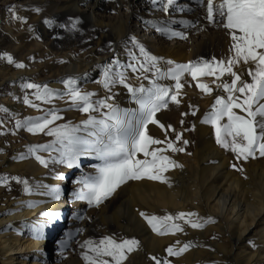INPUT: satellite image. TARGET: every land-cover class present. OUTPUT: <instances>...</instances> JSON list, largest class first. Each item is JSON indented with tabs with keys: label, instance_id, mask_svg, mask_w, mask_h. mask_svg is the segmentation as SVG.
I'll use <instances>...</instances> for the list:
<instances>
[{
	"label": "bare ground",
	"instance_id": "6f19581e",
	"mask_svg": "<svg viewBox=\"0 0 264 264\" xmlns=\"http://www.w3.org/2000/svg\"><path fill=\"white\" fill-rule=\"evenodd\" d=\"M18 5V16L31 19V26L25 28L24 22L17 20L12 23V32L36 31L41 40H35L32 47L47 58L42 68L36 65L18 71L15 68L13 71L3 69L6 65L3 61L0 85L8 83L13 91L12 97L5 92L1 101L11 104L10 109L16 117L21 112L37 111L22 105L21 90L26 88L25 84L45 82L51 89L64 93L66 86L62 81L75 78L76 83L87 82L93 74H103L105 66L112 64L113 60L127 65L129 51L140 55L139 48L133 45V37L149 53L163 58L160 66L164 69L168 68L166 62L169 60L185 64L189 61H212L213 57L226 60L231 54L232 41L227 30L209 24L204 7L196 0H177V6L169 13L153 6L151 0H19ZM184 5L192 10L179 11V6ZM181 20L192 21V25L185 26L179 23ZM73 21L76 22L75 29L72 28ZM157 27L183 32L184 38L162 35L156 31ZM52 50L57 52H50ZM89 68L88 74L82 77ZM236 70L243 74L245 80L250 79L246 78V66L241 65ZM131 76L128 81L133 85L141 81L146 87L150 85L152 75L147 80ZM213 79L202 77L196 81L188 77L185 80L182 93L195 99L191 103L195 114L191 112L177 127L181 140L173 139L172 132L169 139L166 138L175 144L188 141L185 147L175 145L183 151L171 152L172 161L178 166H172L164 173L169 183L147 178L129 180L99 206L90 207L86 201L77 200L72 186L79 188L81 185L75 180L67 181L66 177L69 173L78 178L94 175L95 169L90 162L101 163L99 158L82 156L79 166L69 169L62 168L60 163L51 159L53 156L58 158L56 152L38 150L36 155L48 161L45 167L29 153V146L48 144L55 138L22 130L21 140L15 145V154L12 159L5 160L3 169L13 173L14 177L27 180L31 191L25 192L24 185L14 180L0 189V201L8 203V209L0 217V264H86L82 257L85 249L80 246L84 240L98 242L104 236H112L118 241L134 239V233L139 247L127 253L122 264H155L153 256L171 261L174 256L169 257L165 251L169 246L179 247L191 239L206 242L209 234L215 231L229 242L227 247L226 244L221 245L220 240L219 243L210 241L213 258L224 260L226 264H264V157L257 154L255 159H237L234 153L217 144L213 127L202 123L215 97L224 95L212 84ZM198 82L212 85L213 93H203L196 87ZM112 89L115 96L111 100L115 102L111 103L120 108L122 105L138 108L122 85L117 84ZM40 103L44 108L50 106V103ZM60 109L64 112L53 126L79 125L88 118L77 108L61 106ZM41 114L45 111H40ZM100 115L96 116L100 118ZM69 182L72 184L68 185ZM15 184H20L16 196L13 195ZM55 189H59L58 200L49 194ZM142 212L148 216L193 212L197 217L192 219L200 218L202 221L211 217L212 221L204 228L194 229L183 220H177L174 222L181 224L183 232L158 235L141 215ZM45 213L56 214V218L51 219ZM68 234H71L70 239ZM253 237H256L253 243L259 249L250 251L243 248ZM52 240L55 250L49 256L46 251ZM64 240L68 241L66 247L61 244ZM177 241L179 245H176ZM194 252L205 253L197 249L190 254ZM185 256L190 258L189 254ZM223 262L216 264H225Z\"/></svg>",
	"mask_w": 264,
	"mask_h": 264
},
{
	"label": "snow or ice",
	"instance_id": "6c2138e0",
	"mask_svg": "<svg viewBox=\"0 0 264 264\" xmlns=\"http://www.w3.org/2000/svg\"><path fill=\"white\" fill-rule=\"evenodd\" d=\"M151 3L153 6H159V9L165 13H169L177 6V0H151ZM196 3L204 7L205 19L209 24L227 30L232 41L229 48L231 54L226 60H216L213 57L212 61H189L185 64L169 60L166 63L170 66L164 69L160 66L163 58L149 53L133 37V45L139 48L143 58L129 51L133 63L120 65L118 60H113L112 64L105 66L100 83L109 92L113 86L122 85L130 94L131 100L138 105L136 109H122L115 103H109L108 101L112 99L111 95L93 100L95 93L82 91L77 86L76 80L72 78L62 81L66 86L64 93L49 88L47 84L24 85L28 89L35 90L32 95L36 101L51 103L55 97H66L70 107L89 113L88 118L79 125L53 126V122L60 119L55 108L46 110L45 115L39 117L15 121L17 128L24 127L30 133H45L55 138L48 144L29 146V153L35 155V159L45 167L48 166V161L36 155L38 150L56 152L58 158L53 156L51 159L69 169L78 167L82 156L94 155L99 158L101 163L95 165V174L84 176L77 181L81 185L74 193L77 200L86 201L90 207L99 206L120 185L129 180L147 178L169 183L164 173L169 166L178 165L164 154L166 149L153 147L165 141L149 135L148 125H159L164 129L165 126L156 118L157 113L167 109L169 101L180 104V96L185 87L183 81L185 75H190L192 80L197 81L202 77H213L212 84L227 94L215 97L210 110L202 120V123L213 127L217 144L230 150L237 159H255L257 154L259 157H264V0H196ZM186 10L192 9L187 5L179 6V11ZM10 11L13 19L24 22L25 18L18 16L14 9ZM179 23L185 26L192 25V21L188 20H181ZM72 28H76L75 21L72 22ZM156 31L165 36L184 38L183 32L174 31L170 27H157ZM0 58H6L8 63L14 64L17 68L25 67L22 62L15 61L8 53L0 54ZM241 65L247 67L246 74L249 80H245L242 73L234 70ZM114 66L118 70L113 71ZM121 68H130L133 73L138 72L137 79L141 77L150 79L147 73H152L150 85L146 87L141 83L139 86H134L128 82L126 71L119 70ZM225 74L231 77L230 83L226 81L217 83ZM160 80H172L174 85L159 83ZM196 87L205 94H212L214 91L208 83L198 82ZM24 103L33 108L40 107L27 95ZM0 111L7 113L8 109L0 106ZM96 112L101 114L100 118L92 115ZM181 139V134L176 133V140ZM183 143L187 144L188 141L185 140ZM167 150L176 152L183 151V148H178L174 142L167 141ZM139 154L144 158H139ZM9 179L22 183L25 192L31 191L27 180L19 177L0 176V184L7 187ZM49 194L53 195L54 199L60 198L59 189ZM45 215H49L51 219L56 218V214L45 213ZM141 215L158 235L183 232L184 228L181 224L174 222L177 220H183L194 229L202 228L212 221L211 217L202 221L200 218L192 219L197 217L193 212H181L175 216L171 214L148 216L143 212ZM68 238H71V234H68ZM67 242V240L62 241V247H66ZM138 243L135 239L118 241L112 236H104L98 242L91 239L84 240L80 246L85 249L82 257L86 264H122L127 258L126 254L138 247ZM179 244L180 242L177 241L176 245ZM190 246L191 242H187L179 247L169 246L165 251L169 257L178 256ZM152 259L155 264H171L168 259L161 260L155 256Z\"/></svg>",
	"mask_w": 264,
	"mask_h": 264
},
{
	"label": "rangeland",
	"instance_id": "374dc122",
	"mask_svg": "<svg viewBox=\"0 0 264 264\" xmlns=\"http://www.w3.org/2000/svg\"><path fill=\"white\" fill-rule=\"evenodd\" d=\"M19 0H0V18H1V22L2 25H0V54L2 53H8L10 54L15 61L17 62H22L25 67L23 68H17L15 67L14 64H10L7 62L6 58H0V67L1 65H3V61L6 62V65L3 67V69H12V71L14 70V68L18 71V70H24L27 68H34L36 65H39V67H43V64L46 62L47 57H44L43 54H38L37 49H33L34 47H32V44H34L35 40H41L40 36L36 33V31L30 29V30H26V31H15V33H13L12 31H14V27H13V22L17 21L15 19H13L12 16V12L10 11V9H14L15 13L17 14L18 10L20 9L19 5ZM18 15V14H17ZM4 19L5 22H4ZM31 19L24 20V24H25V28L28 26L30 28L31 24ZM12 29V30H11ZM27 33V34H24ZM55 35H57V33H54ZM46 51V50H45ZM52 53L57 52V50H52L50 51ZM60 53V52H58ZM47 56V54H45ZM60 56H62L61 54H59ZM138 57H140L141 59L143 58L140 55H137ZM53 56H51L50 58H52ZM130 59V56H127ZM223 59V58H222ZM221 60V59H220ZM129 63H133V61L130 59ZM169 67V65L167 66ZM2 69V70H3ZM91 68H89L88 70H86L84 72V74L82 75V77H85L88 74V71ZM167 69V68H165ZM118 70L117 68H115V71ZM119 70H124L126 71V74L128 76L129 79H131V74L132 75H139V73H133L132 70L129 69H124L121 68ZM236 70V68L234 69ZM237 71V70H236ZM239 73V71H238ZM148 76H151L152 73L148 74ZM226 77L224 78L223 81L229 82L231 81V77L228 76L227 74L225 75ZM191 78L190 75H185V77L183 78V81L185 83V80ZM229 77V78H228ZM246 78L248 79L249 77L246 75ZM75 79V78H73ZM81 79V78H80ZM103 79V74L99 73H95L93 74L92 78L90 80H88L87 82H77V86L85 92H92L95 93V95L92 97L93 100H97V99H102L106 96L111 95L112 99L115 96V90L111 89V92H109L108 89L104 88L103 85L100 83V81ZM128 79V80H129ZM140 79L143 80V77H141ZM192 79V78H191ZM197 81V80H196ZM129 82V81H128ZM160 83L172 86L174 85V81L172 80H160ZM35 84H40V85H44L46 84L45 82L43 83H36V82H32ZM130 83V82H129ZM142 84H144L141 81ZM139 83V84H141ZM139 84H134V86H139ZM210 85V84H209ZM211 87H213L212 85H210ZM13 87L8 84V83H2L0 85V106H2L3 108L8 109V112L5 113L3 111H0V176H6V177H14L13 173L6 171L3 169L4 167V163L5 160L7 159H12L14 154H15V145H17L20 140V133L22 132V130L25 129L26 132H28L26 130V128L24 127H20L17 128L15 126V121L16 120H21L23 121L25 118H29V117H39L45 114H41L40 115V111H45L48 109H52L55 108L57 109V114L60 116L62 112H64L63 110L60 109L61 106L63 107H68L70 106V102L67 100V98H58L55 101H52L50 103V106L48 108H44V104H41V101H36L34 95H32L34 93V89H28V88H23L21 90V100H22V105L27 106L28 108H30V106L26 105L24 103V98L27 95L29 97V99H33V101L37 104L40 105L39 108H36L37 111L36 112H28V113H23L21 112L19 116H14L10 109V105L9 103H4L1 101V96L5 93L8 92L9 96L12 97V89ZM51 88V87H49ZM222 90V89H221ZM66 91V88L65 90ZM183 92V90H182ZM114 94V95H113ZM224 95H227L226 93H223ZM180 104H173L171 103V101H169V107L167 109H162L160 112L157 113V119L161 122V124H163L165 127L164 129H161V127H159V125H154L152 124V127H148V134L153 136L156 139H159L161 141H167V139H169L170 133L172 132V138L176 139V133L179 132V129L177 127L181 126L182 123H184L185 119L187 117H189V114H191V112H193V107H191V103L195 100L194 98L186 97L183 93L180 96ZM57 102H61V103H57ZM109 102H115L112 100H109ZM120 103H121V98H120ZM195 106H196V101L194 102ZM33 108V107H31ZM122 109H131L128 108L124 105H122L121 107ZM42 109V110H41ZM86 115H89V113H85ZM95 115H100L99 112L96 113H92ZM184 114V115H182ZM160 115V116H158ZM183 121V122H182ZM171 125V128H168L167 126ZM174 129V131H173ZM24 131V132H25ZM30 133V132H29ZM167 138V139H166ZM173 142V141H172ZM166 143H163L161 145H155L153 147H161L166 149V151L164 152L165 155L169 156L170 159H173V156L171 155V150H167V145H165ZM178 146H182L185 147L184 143H179V144H175ZM180 153V152H179ZM183 153V152H181ZM139 158L143 159V155L139 154ZM99 162H90L91 167H93V169H95V165H97ZM62 168L66 167L65 165L61 164ZM168 169H172V166H169ZM61 171V169H60ZM71 173H69L66 177H67V181L71 180L73 182V180H75L76 182L79 181L82 178H78L76 175H70ZM62 175V174H61ZM70 175V176H69ZM77 179V180H76ZM9 183H13V181L11 179L8 180V184ZM71 185L72 183H68V185ZM16 188L14 191V196L17 195L16 191H18L20 184H15ZM6 186H4L3 184H0V189H4ZM71 188V187H70ZM78 188H75L72 186V191L73 193H75V191ZM8 204V203H7ZM7 204L4 201H0V217L3 216V214L6 212V210L8 208ZM122 211H125V209H122ZM167 215V214H166ZM160 216V215H158ZM165 216V215H164ZM125 221L127 222V219H125ZM206 226V224L204 225V227ZM202 227V228H204ZM134 239L136 236V233H134ZM221 236V237H220ZM251 235H247V237H250ZM256 239V237L250 238V240H248L246 242V244L243 245V248H247L248 250H255V249H259V247H257V244L253 243V241ZM219 241L221 243V245L226 244L228 247V239L225 238L224 236H222L221 233L218 234V232H213L210 233L209 236L206 239V242H199L196 241L194 239H191V246L188 248L187 251L183 252L182 254L178 255V256H174L171 259V264H216L217 262L222 263L224 260H220L217 258H213L210 254V251L212 246H210V241ZM218 242V243H219ZM251 242V243H250ZM55 242L52 240L50 247H48L46 254L51 256L55 250ZM254 245V246H253ZM139 247V246H138ZM137 248V247H136ZM54 249V250H53ZM197 249H202L205 253H198V252H194L192 254H190V251L192 250H197ZM189 254L190 258H187L185 255ZM225 264L227 263L226 261H224ZM223 262V263H224ZM229 262V261H228Z\"/></svg>",
	"mask_w": 264,
	"mask_h": 264
}]
</instances>
